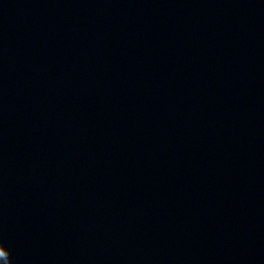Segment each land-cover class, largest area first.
Segmentation results:
<instances>
[{"label":"water","instance_id":"95a60500","mask_svg":"<svg viewBox=\"0 0 264 264\" xmlns=\"http://www.w3.org/2000/svg\"><path fill=\"white\" fill-rule=\"evenodd\" d=\"M8 250L264 264V0H0Z\"/></svg>","mask_w":264,"mask_h":264},{"label":"clouds","instance_id":"9594fccd","mask_svg":"<svg viewBox=\"0 0 264 264\" xmlns=\"http://www.w3.org/2000/svg\"><path fill=\"white\" fill-rule=\"evenodd\" d=\"M3 244V243H2ZM5 247V246H4ZM8 254H9V258H8V260H7V264H11V259H10V252H9V250H8Z\"/></svg>","mask_w":264,"mask_h":264}]
</instances>
